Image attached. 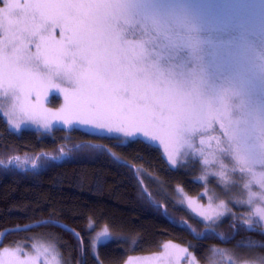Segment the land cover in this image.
<instances>
[{
  "label": "snow or ice",
  "instance_id": "6c2138e0",
  "mask_svg": "<svg viewBox=\"0 0 264 264\" xmlns=\"http://www.w3.org/2000/svg\"><path fill=\"white\" fill-rule=\"evenodd\" d=\"M0 29V104L16 129L30 120L44 128L57 121L143 133L159 141L170 165L180 155H200L206 166L219 164L210 174L226 182L228 158L233 173L248 177L247 203L264 202V27L258 39L214 29L190 0H0ZM50 89L63 95L57 111L43 104ZM211 199L194 208L204 220L223 215L224 202L213 206ZM254 212L264 221V208ZM20 253L0 251V264H37L41 257L59 264L47 246L36 247L35 256ZM162 258L130 257L126 264Z\"/></svg>",
  "mask_w": 264,
  "mask_h": 264
},
{
  "label": "trees",
  "instance_id": "16d2710c",
  "mask_svg": "<svg viewBox=\"0 0 264 264\" xmlns=\"http://www.w3.org/2000/svg\"><path fill=\"white\" fill-rule=\"evenodd\" d=\"M89 132L54 126L15 133L0 114V246L36 234L54 241L71 264H121L131 254L160 249L168 239L184 244L201 262L210 260L214 246L264 256L259 224L225 218L218 229L210 228L169 196L176 186L195 192L201 183L193 172L169 167L159 147ZM103 227L113 238L100 243L94 257L91 236Z\"/></svg>",
  "mask_w": 264,
  "mask_h": 264
},
{
  "label": "rangeland",
  "instance_id": "374dc122",
  "mask_svg": "<svg viewBox=\"0 0 264 264\" xmlns=\"http://www.w3.org/2000/svg\"><path fill=\"white\" fill-rule=\"evenodd\" d=\"M241 0H193V6L197 13L201 9L200 17L201 19L210 27L214 29H226V28H236L242 32L247 39H258L261 28L264 27V0H254L256 1V6L246 7L245 4H240ZM249 1V0H246ZM204 5L207 6L208 12L205 11ZM262 9V11H260ZM206 14V15H204ZM257 14V15H256ZM207 16V17H205ZM258 17L261 22H258ZM257 19V20H256ZM6 23V22H5ZM3 35V30L0 29V36ZM54 35L59 37V30L54 31ZM35 49L33 48V51ZM2 98V97H0ZM33 103H35L36 97L33 93L30 97ZM52 101V102H51ZM44 107L49 111L59 110L63 104V95L59 94L56 90L50 89L47 97L43 99ZM7 111V105L0 104V114L3 119L7 122L8 128L12 132H20L22 129H31L38 132H46L54 126L59 127H77L85 131H91L93 133H98L102 135H111L120 138L123 141L139 138L150 144L159 147L163 153V156L169 167H182L183 170L193 172V177L195 181L201 183L200 187L195 192H188L181 186H176L171 191L169 196H172L176 202L183 204L189 211L192 217L200 220L204 225L210 228L218 229V225L225 218H232L237 220H242L245 223L255 226V224L262 225V230L264 231V221L255 214L254 209L257 207L264 208V202H261L258 198L254 199L252 204H248L249 191L244 187L247 182V176H240V173L236 171L233 173L231 168L233 167L232 162L229 159H223L224 163L227 165V182L221 180L218 176L211 175L210 173L218 172L219 164L204 165V157L200 155L186 157L180 155L177 159V165H170L168 158L164 152V148L159 144V141H151L150 138L144 137L143 133H135L133 136H125L123 133L112 132L108 133L107 130H95L92 125H64L62 122L53 121V123L48 127L44 128L40 123H34L30 120H22L20 122V128L16 129L13 125L8 123L10 117L5 116L4 112ZM208 135H213V133H208ZM196 137V143H197ZM200 148V144L196 145ZM237 176V177H236ZM201 177H206L205 179H200ZM253 192H260V189L256 185H252ZM168 192L167 190L164 191ZM209 197H211V203L213 206L219 204L221 201L224 202L225 208L223 209V215L220 217H214L212 220H204L202 216L198 214V210H194L197 206H203L207 208L209 204ZM189 202H194L192 207L189 206ZM96 229L91 236L90 240V252H93L97 256V247L100 243H104L113 238V233L108 230L107 236L101 235L104 229ZM50 247L54 254L57 256L59 264H71L68 263L62 256L61 250L56 245L54 241L49 239L41 238L36 234H31L27 238L21 237L16 238L15 241L6 243L0 246V251L4 249H21V258L24 255L35 256V248L38 246ZM175 246L178 248H186V246L178 241L168 239L162 242L160 249L145 252V253H134L129 255L121 264H126L130 257H163L159 264H190V260L195 259V264H264V256H258L255 258L251 254L246 253V251L237 250L229 246H214L210 250L212 252L211 258L207 262L199 261L194 252L187 249V253L177 255L175 253L171 255H165V246ZM244 255V257L242 256ZM245 256L253 258L248 259ZM50 259V257H49ZM44 258L41 257L37 264H43Z\"/></svg>",
  "mask_w": 264,
  "mask_h": 264
},
{
  "label": "flooded vegetation",
  "instance_id": "af4514ba",
  "mask_svg": "<svg viewBox=\"0 0 264 264\" xmlns=\"http://www.w3.org/2000/svg\"><path fill=\"white\" fill-rule=\"evenodd\" d=\"M257 20V19H256ZM258 22H261L260 21V19L258 18V20H257ZM211 133H213V135H216V134H218V130H217V132H211ZM208 135V134H207ZM199 139H200V137L199 136H197V143H196V138H195V145H199ZM215 146V142H213V147ZM198 156V155H197ZM201 157V156H200ZM223 159H228V158H223ZM242 174L240 173V176H241ZM237 177V176H236ZM260 226H262V225H260Z\"/></svg>",
  "mask_w": 264,
  "mask_h": 264
},
{
  "label": "water",
  "instance_id": "95a60500",
  "mask_svg": "<svg viewBox=\"0 0 264 264\" xmlns=\"http://www.w3.org/2000/svg\"><path fill=\"white\" fill-rule=\"evenodd\" d=\"M39 223H37V224H32V225H30V226H28V227H26V228H32V227H34V226H36V225H38ZM193 233H194V231H193ZM0 241H2V238L0 239Z\"/></svg>",
  "mask_w": 264,
  "mask_h": 264
}]
</instances>
